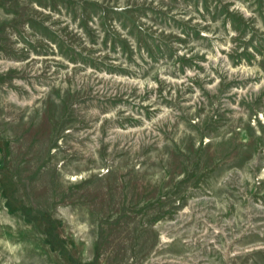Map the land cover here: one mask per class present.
I'll return each instance as SVG.
<instances>
[{
	"label": "rangeland",
	"instance_id": "374dc122",
	"mask_svg": "<svg viewBox=\"0 0 264 264\" xmlns=\"http://www.w3.org/2000/svg\"><path fill=\"white\" fill-rule=\"evenodd\" d=\"M0 264H264V0H0Z\"/></svg>",
	"mask_w": 264,
	"mask_h": 264
}]
</instances>
